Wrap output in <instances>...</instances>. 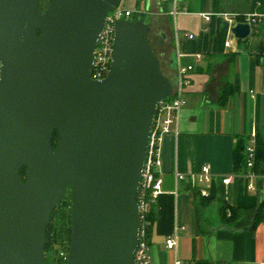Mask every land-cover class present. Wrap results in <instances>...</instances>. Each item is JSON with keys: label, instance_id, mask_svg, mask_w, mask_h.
<instances>
[{"label": "water", "instance_id": "obj_1", "mask_svg": "<svg viewBox=\"0 0 264 264\" xmlns=\"http://www.w3.org/2000/svg\"><path fill=\"white\" fill-rule=\"evenodd\" d=\"M119 3L0 0V264H45L51 212L68 190L65 264H137L150 129L176 79L148 42L149 15L116 23L109 72L91 79L99 32ZM231 32L245 39L251 26L237 21Z\"/></svg>", "mask_w": 264, "mask_h": 264}, {"label": "crops", "instance_id": "obj_2", "mask_svg": "<svg viewBox=\"0 0 264 264\" xmlns=\"http://www.w3.org/2000/svg\"><path fill=\"white\" fill-rule=\"evenodd\" d=\"M138 2L124 5L134 9ZM140 11L151 17V30L170 44L169 54L163 46L156 50L166 58L168 76L176 79L178 56L182 64L194 66L177 125L160 144L157 170L163 192L153 205L151 263L173 264L178 258L183 264H260L264 173L249 177L247 167L235 170L233 155L239 140L256 148L257 137L264 139V13L247 38L237 39L231 32L234 14L260 12L252 9L251 0H144ZM203 13L211 14V20L206 21ZM225 90L228 98L222 104ZM205 164L212 172L209 185H193L190 175ZM178 173L186 178H178ZM224 177L230 181L224 182ZM206 186L209 196L194 194ZM261 201V218L254 226L250 217L223 219L224 205L256 210ZM175 232L176 248L169 249L166 238Z\"/></svg>", "mask_w": 264, "mask_h": 264}, {"label": "built area", "instance_id": "obj_3", "mask_svg": "<svg viewBox=\"0 0 264 264\" xmlns=\"http://www.w3.org/2000/svg\"><path fill=\"white\" fill-rule=\"evenodd\" d=\"M176 11L174 10V13ZM134 13H141L140 10L129 9L122 3H119L113 10L109 11L105 17L103 26L99 32L96 46L93 52V62L90 71V77L94 80H102L109 72L114 53V38H115V25L121 19H129ZM206 21L211 20V14H202ZM263 14L257 11L244 13V20L247 21L251 30H254L258 22L261 21ZM193 37L192 34L188 35ZM227 45L230 44L228 40ZM198 59L201 58L200 54L196 55ZM194 70L192 64H182L180 56L177 59L176 67V81L173 84L172 93L167 98L161 99L157 105L153 115L152 125L150 129L148 146L144 167L141 174V180L137 192V202L139 206V242L135 250V261L137 264H152L149 258V214L156 203L159 195L163 192L162 178L158 174L157 168L161 164L160 159V144L164 134L172 131L173 125H177L180 112L186 103L185 92L188 85L191 84V71ZM2 72V63L0 61V76ZM247 154V170L246 175L255 177V157L256 148L254 145L246 147ZM177 177L180 179L186 178L184 174L178 173ZM212 178L210 165L205 164L202 166L201 171L195 175H190L189 179L193 185H209ZM224 182H229L230 177H224ZM200 195L207 197L210 195L207 186L199 189ZM166 246L169 249L176 248V232L166 238ZM61 257L66 260L67 252L61 251ZM173 264H183V262L175 258ZM264 264V261L260 262Z\"/></svg>", "mask_w": 264, "mask_h": 264}, {"label": "trees", "instance_id": "obj_4", "mask_svg": "<svg viewBox=\"0 0 264 264\" xmlns=\"http://www.w3.org/2000/svg\"><path fill=\"white\" fill-rule=\"evenodd\" d=\"M251 7L254 10H258L261 13H264V0H251ZM136 19L138 16L145 17L143 13L133 14ZM234 17L237 21H243L244 13H236ZM256 28V27H255ZM209 29L211 33L214 30L213 21L209 24ZM166 74V73H165ZM168 75V74H167ZM227 90L223 91L220 97V102L225 104L228 98ZM58 133L55 130L53 136V146L55 147L57 141ZM235 170H239L241 166L246 168L247 154H246V145L242 140L237 142V147L233 155ZM255 171L257 173H264V139L261 136L257 137L256 140V157L254 164ZM19 174L26 180V166H23L19 170ZM193 188H196L193 186ZM194 194H200V190L195 189ZM70 208H71V196L69 190L63 197V199L53 208L51 216L48 222L46 230V244H45V264H65L60 252L66 251L68 254L70 238H71V221H70ZM256 210L244 209L241 210L237 207L224 205L222 208L223 219L227 222H234L240 219H245L250 217L253 223V226L261 218V213L263 209V201H261ZM153 208L148 216L149 226H148V236H150L152 222H153ZM241 222V221H240ZM241 223H236L239 226ZM241 226V225H240Z\"/></svg>", "mask_w": 264, "mask_h": 264}, {"label": "rangeland", "instance_id": "obj_5", "mask_svg": "<svg viewBox=\"0 0 264 264\" xmlns=\"http://www.w3.org/2000/svg\"><path fill=\"white\" fill-rule=\"evenodd\" d=\"M138 1H139L138 2V6L137 7H134V9L137 8V11L138 10H142L143 9V6H144V0H138ZM231 1H232V3H235L238 0H231ZM39 2H40L41 7L43 9H45L49 5L50 0H39ZM120 3H122L123 5L124 4L128 5V4L131 3L132 6H135L134 5V0H120ZM130 18H134V16L132 15V16H130ZM170 20L172 21V19H170ZM148 42L152 46L153 51L155 52V54L158 56V58L160 60V63H161V68H162L163 72L167 74V69L164 66V63L166 62L165 61L166 58L164 56H160L159 53H158V51H156V50L159 49V48H161L163 46L164 52L166 54H169V50H170V44H168L169 42L168 43L167 42L165 43L164 40H163V38L160 37L159 32L156 29H152L149 32ZM153 45H155V47H156L155 50H154L155 47H153Z\"/></svg>", "mask_w": 264, "mask_h": 264}, {"label": "flooded vegetation", "instance_id": "obj_6", "mask_svg": "<svg viewBox=\"0 0 264 264\" xmlns=\"http://www.w3.org/2000/svg\"><path fill=\"white\" fill-rule=\"evenodd\" d=\"M129 19H133V18H129Z\"/></svg>", "mask_w": 264, "mask_h": 264}]
</instances>
